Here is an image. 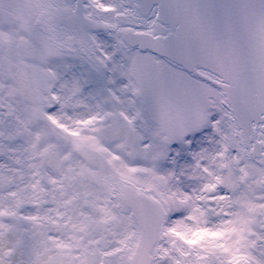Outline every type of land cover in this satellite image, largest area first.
<instances>
[{
  "label": "snow or ice",
  "instance_id": "6c2138e0",
  "mask_svg": "<svg viewBox=\"0 0 264 264\" xmlns=\"http://www.w3.org/2000/svg\"><path fill=\"white\" fill-rule=\"evenodd\" d=\"M0 264H264V0H0Z\"/></svg>",
  "mask_w": 264,
  "mask_h": 264
}]
</instances>
